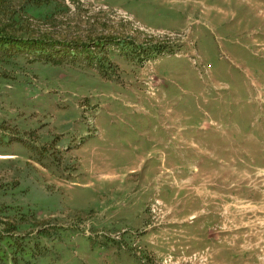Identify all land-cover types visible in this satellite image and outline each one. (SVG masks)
I'll return each mask as SVG.
<instances>
[{
	"label": "rangeland",
	"instance_id": "obj_1",
	"mask_svg": "<svg viewBox=\"0 0 264 264\" xmlns=\"http://www.w3.org/2000/svg\"><path fill=\"white\" fill-rule=\"evenodd\" d=\"M0 264H264V0H0Z\"/></svg>",
	"mask_w": 264,
	"mask_h": 264
},
{
	"label": "trees",
	"instance_id": "obj_2",
	"mask_svg": "<svg viewBox=\"0 0 264 264\" xmlns=\"http://www.w3.org/2000/svg\"><path fill=\"white\" fill-rule=\"evenodd\" d=\"M44 3H46L45 1H44ZM50 3H51V1H50ZM24 4H25V1H24ZM21 21H23L22 19H21ZM19 28H21V26H18V28H17V31H19V32H23V31H20V29ZM24 40V39H23ZM28 40V39H27ZM24 41H26V40H24ZM9 238V237H8ZM26 251V250H25ZM23 255V254H22Z\"/></svg>",
	"mask_w": 264,
	"mask_h": 264
}]
</instances>
